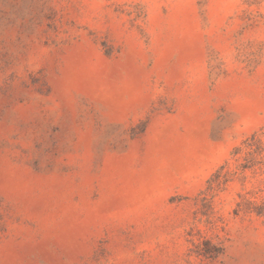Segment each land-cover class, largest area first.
<instances>
[{"label":"rangeland","instance_id":"obj_1","mask_svg":"<svg viewBox=\"0 0 264 264\" xmlns=\"http://www.w3.org/2000/svg\"><path fill=\"white\" fill-rule=\"evenodd\" d=\"M0 264H264V0H0Z\"/></svg>","mask_w":264,"mask_h":264}]
</instances>
